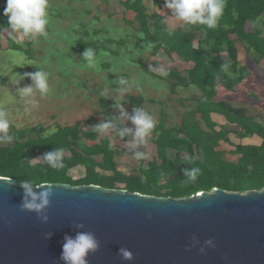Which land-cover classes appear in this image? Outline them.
Wrapping results in <instances>:
<instances>
[{
    "label": "trees",
    "instance_id": "1",
    "mask_svg": "<svg viewBox=\"0 0 264 264\" xmlns=\"http://www.w3.org/2000/svg\"><path fill=\"white\" fill-rule=\"evenodd\" d=\"M162 2L152 0L156 7ZM123 5L134 12L152 55L164 50L193 63L186 70L174 65L167 69L168 75L162 78L169 81L170 92L177 95L178 86L195 85L201 95L193 99L177 98L185 109L179 125L166 127L160 122L155 126L150 138L156 157L147 162L140 160L133 173L119 169L116 156L121 151L112 145L111 137L84 129L82 122L58 125L53 135H45L43 126L17 128L9 122V134L14 140L0 145V176L35 183L94 184L177 199L215 188L239 193L264 189V122L250 114L246 107L216 99L218 84L233 88L247 74L246 67L238 60L236 41L245 44L246 53L255 61L264 60V0H225L223 15L215 29L200 24L172 29L164 16L149 13L144 0H124ZM250 24L252 28H248ZM14 47L20 48L18 44ZM225 61L230 62V75L220 67ZM149 66L142 64L145 71L154 74ZM97 96L99 114L103 118L109 115L116 118L111 113L114 102L100 94ZM186 99L192 101L191 105L185 104ZM145 100L141 95L125 96L124 101L131 104L129 114L134 107L142 108ZM212 113L222 116L225 123L213 120ZM88 120L93 121L94 116ZM230 134L240 139L258 136L261 142L258 145L236 143ZM223 142L233 147L229 153L234 158H227L226 152L219 149ZM54 148L64 149L62 169H53L42 160L33 159ZM169 150L175 151L174 158L169 157ZM188 156L192 158L191 164L186 160ZM77 166L83 167L85 172L74 179L70 170ZM191 167L201 170L195 182L183 174V169Z\"/></svg>",
    "mask_w": 264,
    "mask_h": 264
},
{
    "label": "rangeland",
    "instance_id": "2",
    "mask_svg": "<svg viewBox=\"0 0 264 264\" xmlns=\"http://www.w3.org/2000/svg\"><path fill=\"white\" fill-rule=\"evenodd\" d=\"M123 2L48 0L47 35L32 39L22 37L19 33L9 35L7 17L3 14L6 0H0V110L6 111L8 120L19 127L32 125L35 123L33 120H36V123L45 125V133L52 127L56 128L57 124H70L75 120H81L84 129L94 130L93 126L103 119L99 114L98 94L114 102L111 113L115 117L119 115L117 104H122L129 113L131 104L124 101L125 96L141 95L146 98L142 108L153 116L156 125L160 122L166 127L179 125L180 115L185 109L169 92L168 81L156 71L151 74L142 67V64H152L155 68L163 67L167 71L166 67L172 66L173 59L164 50L159 52V58L153 57L139 24ZM147 6L151 15L168 16L170 26L177 22L184 24L170 16V10L165 9L164 5L158 8L152 0H148ZM185 27L189 28V25ZM15 44L20 48H15ZM242 44L238 41L237 47L242 49ZM85 47L95 50L98 60L95 69L87 67L81 59ZM257 64L250 62L249 74L234 90L220 85L218 92L221 98L231 104L258 113V120L264 122V68ZM36 70L49 74L50 94L41 97L37 92L32 97H20L16 87L30 84L31 80L25 74ZM21 76H24L23 80ZM120 78L125 79V85L119 84ZM17 81H20L19 85ZM123 88L127 91H122ZM91 89L98 94L92 93ZM178 90L182 97H191L194 91V94L200 92L195 85ZM191 103L190 99L185 100L186 105ZM90 116H94L93 121L88 120ZM125 126L134 127L130 121H125ZM106 133L111 136L112 145L121 151L116 156L119 169L133 173L140 160L134 159L127 150L125 140L129 138L121 140L112 132ZM150 136L138 148L146 153L145 162L156 157L155 145ZM230 137L233 142L239 140L235 134H230ZM224 146L231 147L228 144ZM168 155L174 158L175 151L169 150ZM84 172L80 166L70 170L74 179Z\"/></svg>",
    "mask_w": 264,
    "mask_h": 264
},
{
    "label": "water",
    "instance_id": "3",
    "mask_svg": "<svg viewBox=\"0 0 264 264\" xmlns=\"http://www.w3.org/2000/svg\"><path fill=\"white\" fill-rule=\"evenodd\" d=\"M0 178L11 179L0 180V264H64V238L80 232L99 242L87 264H264V189L215 188L177 199L51 183L42 222L36 212L20 210L19 181ZM208 239L213 247H205ZM120 248L133 259L123 260Z\"/></svg>",
    "mask_w": 264,
    "mask_h": 264
},
{
    "label": "clouds",
    "instance_id": "4",
    "mask_svg": "<svg viewBox=\"0 0 264 264\" xmlns=\"http://www.w3.org/2000/svg\"><path fill=\"white\" fill-rule=\"evenodd\" d=\"M47 8L48 0H6L3 14L7 17L9 35L19 33L22 37L32 39H36L38 35L46 36V26L49 23ZM164 8L170 10V16L185 24H200L209 29H215L223 15L225 0H164ZM81 59L86 62L89 68L95 69L98 65L95 50L92 48L85 47L81 53ZM220 67L229 75L231 74L229 61H225ZM149 69L164 77L168 75V71L163 67L153 69L152 66H149ZM25 76L31 80V83L23 87H16L20 97H32L37 92L41 97L50 94L47 72L36 70L26 73ZM21 77L23 80L24 76ZM19 83L20 81H17V85ZM125 83L124 78L119 79L120 85H125ZM121 90L127 91L126 88ZM116 109L119 112L116 118H112L111 115L105 116L103 120L93 126V129L98 133L112 132L121 140L128 137L129 139L125 140V143L132 157L138 161L147 159L146 153L139 151L138 148L146 143L157 121L141 107H134L131 114L125 110L122 104H117ZM125 121H130L134 127L125 126ZM9 127L6 111L0 110V144L13 142L14 137L9 134ZM57 131V128L52 127L45 135H53ZM33 159L42 160L53 169H62L64 167V149L54 148ZM186 160L189 164L192 163L190 156L186 157ZM200 171L198 167L185 168L183 174L189 181L195 182ZM0 180L11 182V179L6 178H0ZM19 183L24 193L20 210L34 211L42 222H46L48 217L44 214V209L49 205L53 184L35 183L28 179L21 180ZM33 188L43 190L37 194ZM48 238H50V234H45V239ZM204 244L205 247L214 246L212 239L206 240ZM98 248L99 242L90 232H80L75 237L65 236L60 259L64 261V264H87L89 253L96 252ZM203 251L204 248H201V252ZM119 254L125 261L133 259L132 252L127 248H120Z\"/></svg>",
    "mask_w": 264,
    "mask_h": 264
},
{
    "label": "crops",
    "instance_id": "5",
    "mask_svg": "<svg viewBox=\"0 0 264 264\" xmlns=\"http://www.w3.org/2000/svg\"><path fill=\"white\" fill-rule=\"evenodd\" d=\"M163 2H162V4H161V6L162 5H164V0H162ZM144 2H145V4L147 5V2H148V0H144ZM159 8V7H158ZM130 12H132L133 13V19H134V17H135V14H134V12L132 11V10H129ZM162 16H164L165 17V20H166V23H167V25L170 27V28H172V29H176V28H178V27H182V28H184L186 25H185V23L183 24V23H181V22H177L174 26H170V24H169V22H168V16H166L165 14L164 15H162ZM183 24V25H182ZM253 27V24H250L249 26H248V28H252ZM186 28V27H185ZM184 28V29H185ZM237 42L238 41H236V47H237ZM194 44H196V41H194ZM237 50H238V60H239V62H240V65L242 66V67H246V70H247V74H249V70H248V65L250 64V62L251 63H255V64H257L256 62H255V59H254V57L251 55V54H247L246 53V51H245V44L243 43L242 44V49H239L238 47H237ZM163 51V50H162ZM170 56L172 57V59H173V64L172 65H174V66H176L179 70H186V69H190L192 66H193V63L192 62H186V61H183L176 53H174V52H172L171 54H170ZM153 57H155V58H159V52H158V54H156V55H153ZM152 67H154L155 68V65H152V64H150ZM259 67H262V68H264V60H262V61H260L258 64H257ZM170 66H168L167 65V69L169 68ZM153 68V69H154ZM153 72H154V70H152ZM246 74V75H247ZM168 81V80H167ZM168 83H169V81H168ZM239 84V83H238ZM237 84V85H238ZM220 85H223L222 83L221 84H218V86H217V94H216V99L217 100H224L223 98H221V94L218 92V88H219V86ZM236 85V86H237ZM192 85H190V86H178L177 87V93H179V88L180 87H183V88H189V87H191ZM225 87H227L226 85H224ZM236 86H234L233 88H228V89H230V90H234L235 88H236ZM197 87V86H196ZM198 88V87H197ZM199 89V88H198ZM200 91V90H199ZM169 92H170V83H169ZM195 92V91H194ZM194 92L191 94V97H188V98H190V99H193V98H196V97H199L200 95H201V91L197 94H194ZM171 93V92H170ZM175 95V97H176V100H177V98H180V97H182L181 95H179V94H174ZM184 96V95H183ZM144 97V96H143ZM225 101H227V100H225ZM177 102H178V100H177ZM228 102V101H227ZM230 103V102H229ZM233 105V104H232ZM233 106H235V105H233ZM236 107H241V106H236ZM250 114H252V115H255L256 117H257V119L260 117V115L257 113V114H254V113H251L250 112ZM51 116H53V118L55 117L56 118V116L54 115V114H51ZM211 116H212V118H213V120H215V121H217L218 123H220V124H224L225 123V120H224V118L222 117V116H220L219 114H217V113H212L211 114ZM259 116V117H258ZM47 118V117H46ZM56 120H57V118H56ZM33 121H35V123L34 124H32V125H27V126H23V127H19V126H17V125H15L12 121H10L9 120V122L12 124V125H14L15 127H17V128H27V127H33V126H43V127H45V125H43V123H41V124H39V123H36V120H33ZM77 122H81V120H75V121H73L72 123H70V124H63V125H61V124H59L60 126H66V125H73V124H75V123H77ZM17 124V123H16ZM57 126H58V124H57ZM111 137V136H110ZM260 142H261V138L260 137H258V136H253V137H247V138H243V139H240L239 138V140L236 142V143H242V144H255V145H258V144H260ZM111 143H112V139H111ZM225 144H227V143H222L221 145H220V147H219V149L220 150H223V151H225L226 152V157L227 158H229V159H231L232 157H231V155H230V153H229V151L233 148L232 146L230 147V148H227L226 146H224ZM118 148V147H117ZM79 170H77L76 172H78ZM75 172V173H76ZM70 174H72L73 175V173H70Z\"/></svg>",
    "mask_w": 264,
    "mask_h": 264
},
{
    "label": "built area",
    "instance_id": "6",
    "mask_svg": "<svg viewBox=\"0 0 264 264\" xmlns=\"http://www.w3.org/2000/svg\"><path fill=\"white\" fill-rule=\"evenodd\" d=\"M199 194V193H198Z\"/></svg>",
    "mask_w": 264,
    "mask_h": 264
}]
</instances>
